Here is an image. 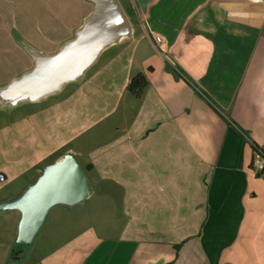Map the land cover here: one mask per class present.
I'll list each match as a JSON object with an SVG mask.
<instances>
[{
	"label": "crops",
	"instance_id": "1",
	"mask_svg": "<svg viewBox=\"0 0 264 264\" xmlns=\"http://www.w3.org/2000/svg\"><path fill=\"white\" fill-rule=\"evenodd\" d=\"M84 1L92 8L55 50L23 43L27 69L0 92L36 67L32 51L53 56L76 37L95 9ZM119 1L132 35L82 78L38 101L0 98L21 108L0 121V208L70 154L90 168L91 196L54 206L19 264H264V171L253 168L264 156V0ZM139 73L149 84L137 98ZM22 221L0 209V264ZM51 221L52 246L37 251Z\"/></svg>",
	"mask_w": 264,
	"mask_h": 264
},
{
	"label": "water",
	"instance_id": "2",
	"mask_svg": "<svg viewBox=\"0 0 264 264\" xmlns=\"http://www.w3.org/2000/svg\"><path fill=\"white\" fill-rule=\"evenodd\" d=\"M95 9L85 19L76 37L53 56L36 51V67L0 92L5 103L38 101L62 91L69 83L82 78L110 46L129 38L132 25L119 0H90ZM92 186L79 159L68 155L48 167L38 182L21 197L0 209H19L23 213L18 245L26 249L47 222L50 210L59 204L73 206L91 196Z\"/></svg>",
	"mask_w": 264,
	"mask_h": 264
},
{
	"label": "rangeland",
	"instance_id": "3",
	"mask_svg": "<svg viewBox=\"0 0 264 264\" xmlns=\"http://www.w3.org/2000/svg\"><path fill=\"white\" fill-rule=\"evenodd\" d=\"M91 8L92 5L84 0H0V87L8 84L15 76H19L27 69L25 64L27 60L22 53L24 42L38 46L45 52L55 50L62 40L73 35L72 28L82 22L83 15ZM76 87L78 84L73 83L68 89ZM20 109L0 107V121L16 116L21 112ZM23 188L24 183L20 181L10 187L14 192ZM98 199L96 193L87 204L91 212H95L91 213V220L100 205ZM68 216L69 214L62 212V221ZM55 231L51 221L38 238L37 251H47L52 246L50 235ZM30 250L31 247L20 248L11 257L10 264L23 262ZM34 258L31 256L30 262Z\"/></svg>",
	"mask_w": 264,
	"mask_h": 264
},
{
	"label": "trees",
	"instance_id": "4",
	"mask_svg": "<svg viewBox=\"0 0 264 264\" xmlns=\"http://www.w3.org/2000/svg\"><path fill=\"white\" fill-rule=\"evenodd\" d=\"M149 84V81L145 74L139 73L137 74L131 81V83L128 86V92L137 98L141 97L144 90L147 88ZM87 171L90 170V168L86 169ZM21 248L20 245H15L13 247V250L11 251V257L14 256L18 250ZM179 247H177L178 249Z\"/></svg>",
	"mask_w": 264,
	"mask_h": 264
},
{
	"label": "built area",
	"instance_id": "5",
	"mask_svg": "<svg viewBox=\"0 0 264 264\" xmlns=\"http://www.w3.org/2000/svg\"><path fill=\"white\" fill-rule=\"evenodd\" d=\"M156 47H160L164 40L163 37L160 35H156L153 38ZM253 168L256 172H263L264 171V156L262 154H258L253 160Z\"/></svg>",
	"mask_w": 264,
	"mask_h": 264
}]
</instances>
